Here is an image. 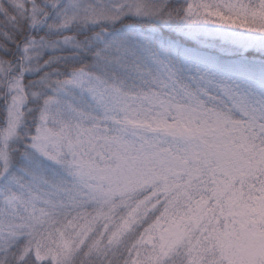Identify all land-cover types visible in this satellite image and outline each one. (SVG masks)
<instances>
[{
	"label": "snow or ice",
	"instance_id": "6c2138e0",
	"mask_svg": "<svg viewBox=\"0 0 264 264\" xmlns=\"http://www.w3.org/2000/svg\"><path fill=\"white\" fill-rule=\"evenodd\" d=\"M0 264H264V0H0Z\"/></svg>",
	"mask_w": 264,
	"mask_h": 264
}]
</instances>
